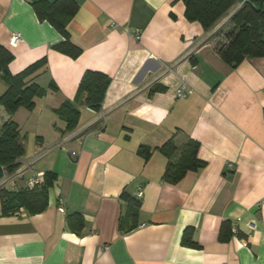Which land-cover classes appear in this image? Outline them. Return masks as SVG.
<instances>
[{
  "label": "crops",
  "instance_id": "1",
  "mask_svg": "<svg viewBox=\"0 0 264 264\" xmlns=\"http://www.w3.org/2000/svg\"><path fill=\"white\" fill-rule=\"evenodd\" d=\"M38 1L0 0V45L14 56V75L47 60L35 82L59 90L39 99L34 142L17 120L23 108L14 117L29 148L22 159L34 160L27 177L57 178L40 214L4 215L0 197V264H264V57L231 67L216 47L232 27L213 37L241 3L206 31L187 19L182 0H76L68 31L82 53L72 58L54 49L65 38L38 18ZM87 71L110 85L101 109L79 106L77 128L65 133L56 110L75 100ZM183 85L187 95L178 97ZM10 119L4 113L0 129ZM189 139L206 166L170 184L169 159L156 148L173 140L182 150ZM143 145L153 149L147 160ZM139 188L130 220L124 196ZM73 214L83 218L79 234L68 224Z\"/></svg>",
  "mask_w": 264,
  "mask_h": 264
},
{
  "label": "trees",
  "instance_id": "2",
  "mask_svg": "<svg viewBox=\"0 0 264 264\" xmlns=\"http://www.w3.org/2000/svg\"><path fill=\"white\" fill-rule=\"evenodd\" d=\"M186 6V17L191 22H198L204 30H212L228 15V12L241 3L240 8L229 18L213 37H219L228 26L232 29L225 33L226 42L219 44L216 50L222 60L231 67H236L247 58L264 57V0H182ZM34 10L41 21H48L65 39L54 46L60 53L77 58L82 50L71 41L68 24L79 10L76 0H40L33 3ZM13 54L0 45V77L7 88L0 95V106H3L9 114H15L24 107L33 111L36 99L43 98L47 90L57 92L59 89L55 83H51L49 89H45L35 82L40 72L47 69V60L44 58L19 74H12L9 69L13 61ZM111 79L99 72H85L77 96L74 101H65L56 110L59 118L65 121V133L74 131L80 119L79 106L85 105L99 111L102 106L106 91ZM199 143L189 139L182 150H179L173 140L167 141L156 148L164 154L169 163L165 173V179L170 184H177L187 174L197 172L206 166V162L198 157ZM148 146H141L139 154L146 160L152 153ZM179 151L177 160H173ZM25 154V149L20 134L19 126L14 121L5 122L0 129V181L6 175H12L19 167L17 162ZM57 175L46 173L44 183L34 189L28 190L25 186L8 189L0 188L2 201V214L12 215L24 209L30 215L44 212L48 207V190L56 180ZM25 181V180H24ZM129 203L128 219L134 220L138 216L140 201L137 198L124 196ZM68 224L76 232L81 233L84 222L80 214L68 216ZM125 219H122L120 227L124 229ZM227 225V224H226ZM225 225V226H226ZM125 229V233L131 232ZM227 229V228H226ZM189 232L185 233L184 240H188ZM222 240L226 241L230 235L223 234ZM188 242V241H187Z\"/></svg>",
  "mask_w": 264,
  "mask_h": 264
},
{
  "label": "built area",
  "instance_id": "3",
  "mask_svg": "<svg viewBox=\"0 0 264 264\" xmlns=\"http://www.w3.org/2000/svg\"><path fill=\"white\" fill-rule=\"evenodd\" d=\"M21 37L19 34H14L11 39V44L13 46H16L18 42L20 41ZM187 95L185 91V85H183L181 88L177 90V96L178 97H185ZM20 165L18 169L13 173L11 176L6 175L1 181H0V188L3 187L7 181H9L11 178H16V179H22L25 180V187L28 190H34L42 185L43 178L42 176L38 174H31L27 177V174L32 170V165L34 163V160L28 161L20 158L17 161ZM15 189V188H13ZM143 197V191L141 188H139L136 198L141 199ZM235 231V229H234Z\"/></svg>",
  "mask_w": 264,
  "mask_h": 264
},
{
  "label": "rangeland",
  "instance_id": "4",
  "mask_svg": "<svg viewBox=\"0 0 264 264\" xmlns=\"http://www.w3.org/2000/svg\"><path fill=\"white\" fill-rule=\"evenodd\" d=\"M0 83H3V82L0 80ZM39 99L40 98L36 99V102L38 103V110L37 111H35L33 114H31L32 111L22 107L23 109L20 108L22 110H21L20 114L17 116V120H18V122H20V125L25 126L24 130H25V133L26 132L28 133V141H30V142H34L37 139V136H39V134H40V101H39ZM35 109H36V106H35L34 110ZM4 113L8 114V116H10L12 118V121H14L16 123V121H15L16 115L15 114L17 112L15 114H9L4 109H0V119L2 118ZM8 121H11V119ZM25 148H26L25 149L26 151L29 150L28 144L25 146Z\"/></svg>",
  "mask_w": 264,
  "mask_h": 264
}]
</instances>
